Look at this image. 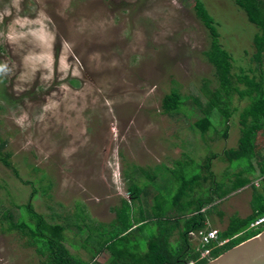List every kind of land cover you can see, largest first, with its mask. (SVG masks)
<instances>
[{
    "label": "rangeland",
    "instance_id": "obj_1",
    "mask_svg": "<svg viewBox=\"0 0 264 264\" xmlns=\"http://www.w3.org/2000/svg\"><path fill=\"white\" fill-rule=\"evenodd\" d=\"M202 1L233 70L253 68L256 26L233 0ZM193 5L194 0H0V150L9 153L18 174L0 162V207L16 217L12 203H24L32 185L33 207L48 221L71 225L78 211L86 215L78 223L90 226L109 220L110 207L128 199L131 179L145 180L136 167L153 171V181L162 184L182 153L201 162L210 152L236 146V112L225 138L216 111L215 130L201 134L190 126L206 104L200 86L205 79L214 82L202 54L209 33ZM171 89L185 97L178 113L162 111L161 98ZM256 140L264 143L261 131ZM227 165L212 159L213 172L217 178L225 173L226 186L235 178ZM247 177L242 188L215 201L222 215L211 211L206 226L222 230L232 213L250 212L252 185L260 189L264 180ZM65 235L70 251L83 259H89L78 246L84 237L94 248L108 237L74 226ZM24 240L15 231L0 232V264H40L41 256ZM107 254L102 248L95 260L103 262Z\"/></svg>",
    "mask_w": 264,
    "mask_h": 264
},
{
    "label": "trees",
    "instance_id": "obj_2",
    "mask_svg": "<svg viewBox=\"0 0 264 264\" xmlns=\"http://www.w3.org/2000/svg\"><path fill=\"white\" fill-rule=\"evenodd\" d=\"M243 10L247 20L257 30L251 38L254 67H239L233 70V58L219 41V33L212 15L202 0H194V12L209 33L208 47L202 52L212 66L213 85L205 79L200 91L206 99L202 114L190 122V126L201 134L215 130L214 111L221 121L220 135L226 137L230 117L236 112L238 138L235 147L210 152L201 162H195L187 153H182L167 168L168 179L162 184L153 181L156 174L143 167H136L145 178L136 183L131 179L127 187L128 199H121L112 207L114 217L108 222L96 221L90 226L83 222L85 214H75L77 222L48 221L37 212L31 202L37 191L31 190L24 203H12L19 214L14 217L8 207H0V232L15 231L23 237L24 244L41 256L40 264H204L207 259H198L199 251L191 244L190 232L206 227L211 211L216 210L217 199L248 182V175L263 177L264 143L256 140L257 132L264 134V0H233ZM195 99V98H194ZM244 100L238 107L234 101ZM185 101L176 89H171L161 98L162 111L178 113ZM198 108L200 110V105ZM9 153L0 150V162L10 168L17 177V171L8 159ZM217 158L233 166L235 178L231 184L223 183L225 173L217 178L212 170V159ZM194 166L197 170L193 172ZM23 183H30L23 181ZM153 189V191H152ZM44 192V188L40 187ZM150 200L148 201V197ZM250 212L245 216L232 213L218 237L228 239L221 246L211 249L210 258L251 237L262 229L245 230L248 224L264 213V181L262 188L252 185L249 201ZM81 223V222H80ZM74 226L77 230L90 228L98 235L107 234L106 240L94 248L84 237L80 246L88 252L89 259L72 253L66 245L65 230ZM85 232V231H84ZM72 244V243H71ZM76 246V247H78ZM108 253L103 262L94 259L100 249Z\"/></svg>",
    "mask_w": 264,
    "mask_h": 264
},
{
    "label": "water",
    "instance_id": "obj_3",
    "mask_svg": "<svg viewBox=\"0 0 264 264\" xmlns=\"http://www.w3.org/2000/svg\"><path fill=\"white\" fill-rule=\"evenodd\" d=\"M204 264H264V228Z\"/></svg>",
    "mask_w": 264,
    "mask_h": 264
},
{
    "label": "built area",
    "instance_id": "obj_4",
    "mask_svg": "<svg viewBox=\"0 0 264 264\" xmlns=\"http://www.w3.org/2000/svg\"><path fill=\"white\" fill-rule=\"evenodd\" d=\"M264 228V213L255 219H253L245 230H257ZM220 230L214 227L206 226L205 228L198 229L196 231L190 232L191 237H195L198 241L196 249L199 251L198 259L210 258V251L212 248L221 246L228 239H223L218 237ZM193 260L188 261L186 264H193Z\"/></svg>",
    "mask_w": 264,
    "mask_h": 264
},
{
    "label": "crops",
    "instance_id": "obj_5",
    "mask_svg": "<svg viewBox=\"0 0 264 264\" xmlns=\"http://www.w3.org/2000/svg\"><path fill=\"white\" fill-rule=\"evenodd\" d=\"M243 187V186H242ZM242 187H240V188H242ZM260 188H262V185L260 186ZM240 191V190H239ZM250 197H251V192H250V195H249V201H250ZM121 199H124V198H119V201L121 200ZM112 207L113 206H111L110 207V209L112 210ZM111 213H112V216L109 218V220H107V221H104V222H108V221H110L113 217H114V213H113V211H111ZM234 213H236V212H234ZM103 222V221H102ZM105 252H106V250H105ZM107 253V252H106ZM108 255V254H107ZM96 256V255H95ZM94 259H95V257H94Z\"/></svg>",
    "mask_w": 264,
    "mask_h": 264
}]
</instances>
